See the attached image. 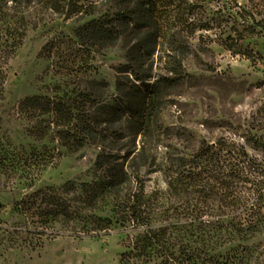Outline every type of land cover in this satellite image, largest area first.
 I'll list each match as a JSON object with an SVG mask.
<instances>
[{"label": "rangeland", "instance_id": "374dc122", "mask_svg": "<svg viewBox=\"0 0 264 264\" xmlns=\"http://www.w3.org/2000/svg\"><path fill=\"white\" fill-rule=\"evenodd\" d=\"M126 1L65 0L60 12L39 0L8 3L10 16L0 21V264H124L130 229L89 230L93 217H86L77 193L65 192L69 182L91 180L98 143L67 148L54 124L41 121L47 115H33L21 102L36 94L71 103L85 99L99 135L112 139V131L103 129L118 127L110 111L118 98V70L142 35L133 24L121 27L118 12L133 6ZM158 5L160 37L143 64L151 66V85L161 80L163 128L153 150L158 161L164 164L170 153L192 154L203 141L223 140L226 150L241 144L248 167L238 190L246 199L264 194V149L248 141L264 134V1ZM93 19L119 25L118 40L83 44L76 30ZM153 27V21L146 26ZM8 28L11 33L4 36ZM172 68L181 76L175 84L161 79L172 75ZM145 182L149 191L167 185L160 172L147 174ZM62 203L72 204L70 216L55 214ZM261 229L249 264H264V223Z\"/></svg>", "mask_w": 264, "mask_h": 264}, {"label": "trees", "instance_id": "16d2710c", "mask_svg": "<svg viewBox=\"0 0 264 264\" xmlns=\"http://www.w3.org/2000/svg\"><path fill=\"white\" fill-rule=\"evenodd\" d=\"M9 1L0 0L1 22L10 16ZM11 1L19 5L33 0ZM128 1L133 6L118 12V20L121 27H140L142 35L129 47L128 60L118 70V98L110 109L118 127L103 129L112 131V139L99 135L98 123L87 111L85 99L71 103L64 97L36 94L24 97L21 107L36 116L47 115L41 121L54 124L57 137L67 148H80L90 140L98 143L100 150L91 180L79 186L69 182L66 187L71 190L65 188V192L77 193L83 208L88 210L86 217H93L94 226H89V230L112 226L130 229L122 254L124 264H249L252 242L261 235L264 223V194L259 191L246 199L238 190L240 175L248 167V151L241 144L226 150L223 140L203 141L192 154L170 153L164 164L158 161L153 150L163 128L161 80L157 78L151 85V66L143 64L160 37L158 4L166 0ZM39 2L56 12L65 6V0ZM22 21L23 15L17 22ZM152 21L155 28L147 29ZM7 22L11 25L13 20ZM118 26L110 20L93 19L79 26L75 35L83 44L109 45L120 37ZM8 29L4 36L11 33ZM19 35L21 39L22 31ZM20 43L14 45L12 52ZM169 70L172 75L161 79L178 83V68ZM248 141L264 149V134ZM157 172L163 174L167 185L149 191L146 175ZM71 205L62 203V209H55V214L70 216ZM83 208L76 206L75 211L82 213Z\"/></svg>", "mask_w": 264, "mask_h": 264}]
</instances>
